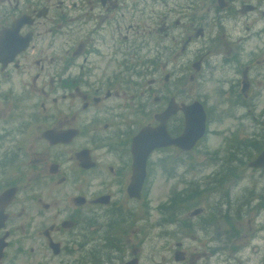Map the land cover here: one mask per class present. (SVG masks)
Here are the masks:
<instances>
[{
	"label": "flooded vegetation",
	"instance_id": "flooded-vegetation-1",
	"mask_svg": "<svg viewBox=\"0 0 264 264\" xmlns=\"http://www.w3.org/2000/svg\"><path fill=\"white\" fill-rule=\"evenodd\" d=\"M82 16L84 31L75 25ZM161 59L175 81L153 94ZM143 80L154 110L135 108ZM195 80L205 113L199 144L214 121L233 119L210 159L239 164L243 141L252 152L243 173L211 172L233 182L217 186L197 214L163 223L150 218L148 196L157 174L169 181L174 164L188 172L190 151H152L130 197L131 140L171 99L177 107L194 100ZM263 80L264 0H0V264H264V168L247 166L264 148ZM241 128L251 131L240 137ZM182 129L177 108L165 130L175 138ZM243 179L250 186L238 189ZM168 226L166 250L143 249Z\"/></svg>",
	"mask_w": 264,
	"mask_h": 264
},
{
	"label": "rangeland",
	"instance_id": "rangeland-1",
	"mask_svg": "<svg viewBox=\"0 0 264 264\" xmlns=\"http://www.w3.org/2000/svg\"><path fill=\"white\" fill-rule=\"evenodd\" d=\"M83 13V11H81ZM79 12V14L81 13ZM86 16H82L81 18L77 19V22L75 23V25H78V27L81 28L82 31L85 30L86 27ZM177 30V29H175ZM80 34V33H79ZM79 36V35H78ZM253 42H257L256 38L252 39ZM251 41V42H252ZM43 52H45V57H48L49 55V50L43 49ZM255 57H257L255 55ZM89 58V57H88ZM80 61V58H78ZM164 60L161 59L159 61H157V68L159 70V75L156 77H154L156 79V82H154L151 85V88H153L152 93L155 94L158 88V93L159 92H163L165 93L166 89H169L170 87L172 88L173 86V82L175 81V73L173 72V67L171 65L166 64L165 66L162 65V62ZM254 66H256L255 64H253ZM86 66V65H85ZM111 66L113 67V64H111ZM140 70V69H139ZM165 72H169L172 74L171 77H169L168 81L163 80V74ZM177 73V72H176ZM179 74V73H178ZM217 76H221V74H216ZM89 79V76H88ZM136 80V79H135ZM188 84V81H185ZM184 82V83H185ZM190 84V92H191V96L189 97L190 99H196L199 98V94L197 95V84L198 81H194V82H189ZM262 84H264V80L261 81ZM183 82L177 87V89L180 91V87L182 86ZM147 81L143 80L141 82V86L140 88H138V91H145V93H142L143 98H141L139 96V92H136L135 94L133 93V91L131 90L130 92H124V95L122 96L121 102H123L126 106V109L133 103V94L137 96V99L135 100V108H140L143 107L145 104H149L150 106L153 107L152 110H154L155 105L157 103H154V99L152 98L153 96L151 94L148 93V89H147ZM127 85H125L126 87ZM157 87V88H155ZM193 88V89H191ZM128 90V89H125ZM121 90L118 89V94L122 95ZM113 92V91H112ZM120 92V93H119ZM162 93V95L164 96V94ZM174 93V89L172 90H167V95L173 94ZM146 94V95H145ZM196 96V97H195ZM138 97H140L141 99H139ZM181 99L183 98L182 96H179ZM184 99V98H183ZM214 98L210 96L209 101H213ZM80 102V101H79ZM258 104L259 106L264 105L263 102H261V98L258 100ZM36 108H38V106H36ZM243 111L242 108H239L237 110V116ZM143 112V111H142ZM148 115H141V122L145 121ZM151 118V115L150 117ZM237 121V119H236ZM233 119L230 120L228 118L226 119H221V121L219 122H215L210 125V133L208 134L207 140L203 143V144H199L195 149H193L190 152V158L188 160V163L186 166L188 167V172L184 174L183 170H182V166L179 168H176V165L174 164V168L172 170V172H170V174L172 175L173 178H171L169 181L165 182L163 181V177L159 176L157 174V179L154 180V187L151 190V193L148 196V199L150 202L149 206H150V210H149V214H151L150 218L153 219H157V218H161L162 220H164L163 223H169V221L173 223L174 220H178L181 219L182 217L187 216V212H190L189 214L191 215H195L197 213H193L194 211H192L194 209V207H196L197 203L200 202H212L214 200V195L212 192V188L216 189L217 186H225V187H230V184H232L233 181H225V175L222 174L223 176H221V180H218V178H216L214 175H211V177L209 179H206L210 176L212 171H215L216 169H221L222 171H229L230 169H236L239 173H243L244 171H246V167L242 164H244V159H248L249 156H251V150L247 145V142L243 141L241 143L240 146H237L238 152H236L237 156H238V160H240L241 162H239V164H234L232 167L228 164V163H224V162H218V163H213L214 160H211L209 156H213L214 153L216 152L218 146H219V142H220V137L219 135H222V133H220L221 130L224 131H229L232 127H233ZM247 123V122H246ZM246 128V125H245ZM251 131L250 128L247 129H243L241 128V135L240 137H244L245 133L244 132H248ZM238 137V138H240ZM232 154V153H230ZM244 158V159H243ZM207 160H210V162H205ZM243 168V170H242ZM249 176V175H247ZM262 181L260 182V185L264 186V178H260ZM249 180H256V175L252 176L249 178ZM243 179L240 180L241 183L239 184H235L237 186L238 189L240 188H244V187H248L250 186V181ZM168 188V189H167ZM237 191V190H236ZM205 192L206 196L204 199H200V201L196 202V204L194 206L191 205H186V204H190L188 203L186 200H189V198L198 196L200 194H203ZM238 196V197H237ZM244 195H240L239 193H235L234 197L240 198L243 197ZM160 204V205H159ZM161 204H165L166 206H161ZM153 206H157L159 207L161 210L158 212H156L155 207ZM143 216L145 214V212H142ZM160 214V215H159ZM146 217V216H145ZM144 218V217H143ZM171 227L168 226V228L161 232L158 230H155V232L153 233V238H151L148 242H146L144 244L143 249L145 250H154L155 252H160L162 250H166L169 246V244H172V241H170L169 239H167V234L164 232H167ZM170 232V231H169ZM197 245H199V243H196ZM235 246V245H234ZM225 247L222 248V250L224 251ZM166 257L167 254H158V257ZM247 254L243 253L239 260L241 261L242 259H247ZM158 260V258H157ZM251 260L253 261L252 264H254L255 259H253V257H251ZM159 262V260H158ZM223 264V263H221Z\"/></svg>",
	"mask_w": 264,
	"mask_h": 264
},
{
	"label": "water",
	"instance_id": "water-1",
	"mask_svg": "<svg viewBox=\"0 0 264 264\" xmlns=\"http://www.w3.org/2000/svg\"><path fill=\"white\" fill-rule=\"evenodd\" d=\"M17 26L18 23H14L12 28L16 29L15 27ZM8 44L11 45L10 42H8ZM177 108L183 113L184 123L182 132L178 137L172 139L168 137L165 131V121ZM154 118L158 122L157 125L153 127H142L132 138L130 149L132 167L130 183L127 188L130 197L137 196L141 187L144 179L145 158L149 152L153 149L170 145L181 150H190L202 137L205 128V114L197 100H193L189 104H180L179 107H177L171 99V101H168L164 110L155 114ZM50 135L52 141H57V138L54 139V134L50 132L47 133L49 139ZM248 167L264 168V148L254 160L248 163Z\"/></svg>",
	"mask_w": 264,
	"mask_h": 264
},
{
	"label": "trees",
	"instance_id": "trees-1",
	"mask_svg": "<svg viewBox=\"0 0 264 264\" xmlns=\"http://www.w3.org/2000/svg\"><path fill=\"white\" fill-rule=\"evenodd\" d=\"M210 161V160H209ZM208 161V162H209ZM213 163L215 164L216 162L215 161H213ZM242 165H244V164H242ZM234 170H236V169H230V171H234ZM211 176H209L208 178H206V179H209ZM219 180V179H218ZM214 191H215V189L214 188H212V192L211 193H214ZM206 193H208V192H205V193H203V194H200V195H198V196H195V197H192V198H189V200H186L188 203H190V204H186V205H191V206H194L195 204H196V202H198V201H200V199H204L205 198V196H206ZM204 202V201H203ZM198 204V203H197ZM196 204V205H197Z\"/></svg>",
	"mask_w": 264,
	"mask_h": 264
}]
</instances>
